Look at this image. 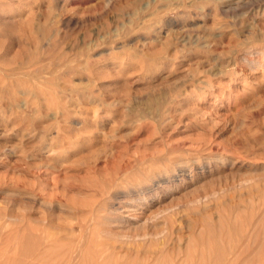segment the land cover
I'll return each instance as SVG.
<instances>
[{"label": "rangeland", "instance_id": "374dc122", "mask_svg": "<svg viewBox=\"0 0 264 264\" xmlns=\"http://www.w3.org/2000/svg\"><path fill=\"white\" fill-rule=\"evenodd\" d=\"M0 264H264V0H0Z\"/></svg>", "mask_w": 264, "mask_h": 264}]
</instances>
